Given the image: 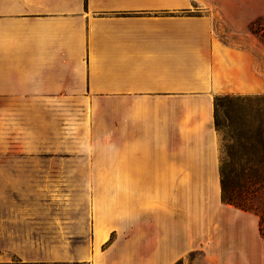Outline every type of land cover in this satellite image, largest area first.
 I'll list each match as a JSON object with an SVG mask.
<instances>
[{
	"label": "crops",
	"instance_id": "0c3cea01",
	"mask_svg": "<svg viewBox=\"0 0 264 264\" xmlns=\"http://www.w3.org/2000/svg\"><path fill=\"white\" fill-rule=\"evenodd\" d=\"M211 3L0 0V153L43 149L48 110L56 146L62 137L84 156L78 178L132 182L98 225L105 236L93 221L70 259L183 264L197 251L210 264L218 238L246 216L220 200L213 99L264 93V77L215 36Z\"/></svg>",
	"mask_w": 264,
	"mask_h": 264
},
{
	"label": "rangeland",
	"instance_id": "374dc122",
	"mask_svg": "<svg viewBox=\"0 0 264 264\" xmlns=\"http://www.w3.org/2000/svg\"><path fill=\"white\" fill-rule=\"evenodd\" d=\"M203 8L211 12L215 36L245 50L263 78L264 0H212ZM252 101H238L237 105ZM227 104L228 100H223L217 108L224 123ZM54 118L45 110L43 149H28L27 153L13 147L0 153L5 156L0 163V264L77 262L70 257L90 243L96 201L115 196V180L78 178V172L86 167L84 156L70 153L62 137L60 147L56 146L51 131ZM217 133L221 157L226 141L220 131ZM117 205L112 204L114 211ZM244 212L245 217L229 225L228 236L218 238L210 264H264V239L255 232L254 214ZM213 226L226 227L224 221ZM207 261L196 251L188 254L183 264H209Z\"/></svg>",
	"mask_w": 264,
	"mask_h": 264
},
{
	"label": "trees",
	"instance_id": "16d2710c",
	"mask_svg": "<svg viewBox=\"0 0 264 264\" xmlns=\"http://www.w3.org/2000/svg\"><path fill=\"white\" fill-rule=\"evenodd\" d=\"M231 99L236 102L232 104ZM223 100H228V110L224 112L227 123L217 115ZM242 100L253 101L237 105ZM213 124L226 141L219 161L220 200L255 214L260 237L264 239V94L217 95L213 100ZM173 264H182V259Z\"/></svg>",
	"mask_w": 264,
	"mask_h": 264
},
{
	"label": "bare ground",
	"instance_id": "6f19581e",
	"mask_svg": "<svg viewBox=\"0 0 264 264\" xmlns=\"http://www.w3.org/2000/svg\"><path fill=\"white\" fill-rule=\"evenodd\" d=\"M115 196L113 198H109L106 200L105 197L100 198L96 201L94 205V223H95V236L98 240L100 237L105 236L106 232L101 231L98 228V225L103 221H108L113 219L115 215V211L113 209L112 204L118 203L121 200V195L129 192L132 189V182L131 181H122V180H115Z\"/></svg>",
	"mask_w": 264,
	"mask_h": 264
}]
</instances>
